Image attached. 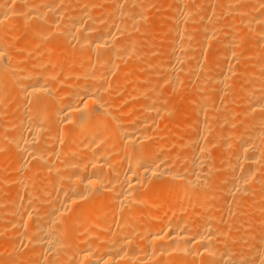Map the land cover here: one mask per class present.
<instances>
[{
	"label": "bare ground",
	"instance_id": "6f19581e",
	"mask_svg": "<svg viewBox=\"0 0 264 264\" xmlns=\"http://www.w3.org/2000/svg\"><path fill=\"white\" fill-rule=\"evenodd\" d=\"M263 4L0 0L5 255L264 264Z\"/></svg>",
	"mask_w": 264,
	"mask_h": 264
},
{
	"label": "rangeland",
	"instance_id": "374dc122",
	"mask_svg": "<svg viewBox=\"0 0 264 264\" xmlns=\"http://www.w3.org/2000/svg\"><path fill=\"white\" fill-rule=\"evenodd\" d=\"M264 5V4H263ZM260 6H262V5H260ZM259 6V7H260ZM258 7V8H259ZM263 8H264V6H262ZM262 7H261V10H263L264 11V9H262ZM260 9V8H259ZM260 10V11H261ZM155 14V15H154ZM154 14H153V16L155 17V21L157 22V28H158V30H157V33H155V35H154V37L158 40V41H163V39H161L162 38V33L159 31L160 30V28H162V26L161 25H163L164 24V22H165V20L167 19L166 17V15H160V14H157L156 12H154ZM230 15H228L227 17H226V21L227 20H229L230 22H231V20L233 19V16L231 15V18L229 17ZM225 17H223V19L222 18H220L219 19V21H216V20H214L215 22H219V23H222L223 21H224V23H227L225 20H224V18ZM159 18V19H158ZM162 18V19H161ZM228 18H230V19H228ZM228 21V22H229ZM229 22V23H230ZM223 23V24H224ZM228 25V24H227ZM244 27V26H243ZM243 29V28H242ZM244 30V29H243ZM160 33H159V32ZM241 30H239V32H240ZM27 31H25V33H26ZM243 32H245V31H243ZM25 33H23V37L24 36H26V35H24ZM22 36H20V38L22 39L23 37ZM261 57V59L259 58V56L258 57H256V59L255 58H253L252 59V61H260V60H263L264 58V56L262 57V56H260ZM259 58V59H258ZM236 75V74H235ZM238 75V76H237ZM237 75H236V77H237V79H240L239 81H242L244 78H245V76L244 75H242L239 71L237 72ZM244 77V78H243ZM178 89L179 88H177V89H175V90H177L176 91V93H174L173 94V96H175V95H177V92H178ZM180 90V89H179ZM172 96V97H173ZM179 96V95H178ZM176 98V97H175ZM178 98V97H177ZM174 99V98H173ZM224 116V115H223ZM221 117V116H220ZM223 118L221 117L220 118V121L222 120ZM250 123H251V120L249 121ZM220 123H222V122H220ZM264 147V146H263ZM215 151V149L212 147V150L211 151ZM210 151V152H211ZM212 152L213 154L215 153V152ZM210 155H212V154H209V157H208V159H210L209 161L210 162H212L211 160H212V158L211 157H213L214 155H212L211 157H210ZM264 156V155H263ZM213 161H214V159H213ZM264 163V162H263ZM264 165V164H263ZM11 186V187H10ZM9 188V189H8ZM7 189V190H6ZM15 190V188L12 186V185H8V187L7 186H5L4 187V192H12V191H14ZM218 191V192H217ZM217 191H214V193H212V194H208V196L210 197V198H212L211 200L214 202V203H217V201L219 200V199H221L222 201L224 200V199H226L225 197L226 196H224L225 194H222L224 191L222 190V189H220V191L219 190H217ZM221 191H223V192H221ZM6 192V193H7ZM262 196V198H260V200H263V196H264V192L261 194ZM214 196V197H213ZM221 197V198H220ZM217 200V201H216ZM213 207V208H212ZM211 207V209H213L212 211H211V209H208V212H211V213H214V214H219V215H221V214H224L225 212H227L228 210L227 209H225V207H221V208H215L214 206H212ZM214 209H216V211L215 212H213L214 211ZM168 210H170V209H168ZM168 212V211H167ZM206 213H207V210L205 211ZM255 212V210H254V208L253 207H250V208H248V216H249V219H248V223H249V228L251 227V231H252V229H254L255 228V231L256 232H254V231H252L251 233L254 235V233H255V236H261L262 235V233L264 234V230H262V229H260V227H259V225H258V223H257V219H256V214L254 213ZM261 219V218H260ZM253 222V223H252ZM251 223H252V226H251ZM254 224L257 226V227H255L254 226ZM0 251H1V253H0V264H1V259L3 258V259H5L4 257H6V258H10V259H12V258H14V260H18L19 262H20V264H23L24 263V257L23 256H25V255H27V253H28V250H27V248H26V254H25V251L23 252V251H21V252H19V254L18 255H14V257H12L11 258V255L8 257V255H5L6 254V249H4V247H3V244H4V246L6 245L7 246V243L9 242V241H6V240H9L10 238H12V236H13V234H14V231L13 230H11L10 228H5V227H7V226H5V225H3V224H0ZM258 229V230H257ZM9 230L11 231V233L9 232ZM4 231V232H3ZM13 231V232H12ZM258 231V232H257ZM10 233V234H9ZM6 234V235H5ZM8 235V236H7ZM11 235V236H10ZM9 237V238H8ZM2 238V239H1ZM8 238V239H7ZM248 241V240H247ZM246 241V242H247ZM245 241H243V243H246ZM6 243V244H5ZM2 246V247H1ZM6 246H5V248H6ZM23 249H24V247H23ZM22 249V250H23ZM3 250H5V251H3ZM2 251H3V253H2ZM22 253V254H21ZM23 255V256H22ZM4 256V257H3ZM19 258V259H18ZM23 260H21V259Z\"/></svg>",
	"mask_w": 264,
	"mask_h": 264
}]
</instances>
